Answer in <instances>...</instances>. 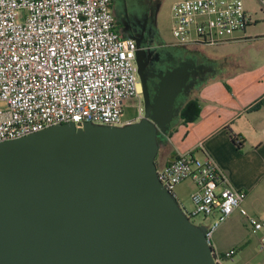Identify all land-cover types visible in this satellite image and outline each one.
<instances>
[{
    "label": "water",
    "instance_id": "1",
    "mask_svg": "<svg viewBox=\"0 0 264 264\" xmlns=\"http://www.w3.org/2000/svg\"><path fill=\"white\" fill-rule=\"evenodd\" d=\"M136 62L144 89L138 51ZM184 71L151 113L143 90L138 120L62 123L0 143V264H216L205 226L156 173Z\"/></svg>",
    "mask_w": 264,
    "mask_h": 264
},
{
    "label": "built area",
    "instance_id": "2",
    "mask_svg": "<svg viewBox=\"0 0 264 264\" xmlns=\"http://www.w3.org/2000/svg\"><path fill=\"white\" fill-rule=\"evenodd\" d=\"M264 11V0H256ZM111 0H0V143L46 127L73 122L120 126L143 116L133 39L114 27ZM171 34L181 45H218L250 23L243 0H176ZM138 99V115L124 122L126 99ZM162 185L190 180L193 211L212 220L204 236L214 263L233 261L234 248L219 250L213 233L238 211L252 234L264 221L242 206L246 191L234 188L216 161L180 153L156 169ZM264 251V235L259 238Z\"/></svg>",
    "mask_w": 264,
    "mask_h": 264
},
{
    "label": "crops",
    "instance_id": "3",
    "mask_svg": "<svg viewBox=\"0 0 264 264\" xmlns=\"http://www.w3.org/2000/svg\"><path fill=\"white\" fill-rule=\"evenodd\" d=\"M243 3L251 23L220 44L233 48L225 54L228 61L190 97L197 100L199 114L176 123L160 162L163 166L180 153L208 154L234 188L246 191L242 206L247 212L264 221V11ZM235 214L240 215L234 211L230 217Z\"/></svg>",
    "mask_w": 264,
    "mask_h": 264
},
{
    "label": "flooded vegetation",
    "instance_id": "4",
    "mask_svg": "<svg viewBox=\"0 0 264 264\" xmlns=\"http://www.w3.org/2000/svg\"><path fill=\"white\" fill-rule=\"evenodd\" d=\"M163 1L111 0L110 3L115 29L120 36L133 39L137 46L141 78L150 113L157 103L164 100L167 82L176 79L177 74L185 70L180 76L186 77L185 86L173 100L170 121L163 123L165 131L160 134V145L166 142V135L180 121V109L187 96L198 91L207 79L221 70V66L205 55L197 45L163 41L157 27V15ZM144 89L141 86L142 101Z\"/></svg>",
    "mask_w": 264,
    "mask_h": 264
},
{
    "label": "rangeland",
    "instance_id": "5",
    "mask_svg": "<svg viewBox=\"0 0 264 264\" xmlns=\"http://www.w3.org/2000/svg\"><path fill=\"white\" fill-rule=\"evenodd\" d=\"M176 0H164L163 4L157 15V27L161 38L166 43L174 42L171 34L172 18H171V6ZM248 4L252 7H258V2L253 0H247ZM203 50L204 54L214 59V62L218 65L224 66L228 59L225 58L227 52L233 51V48L223 45H198ZM237 51L241 52V48H237ZM214 58H213V57ZM195 92L190 93L187 98L194 95ZM142 101V95H140ZM138 99L132 97L126 99L123 103L122 120H133L138 115ZM143 105V101H142ZM179 122V121H178ZM166 142L161 144L158 151V159L156 164L161 166V158L165 154L167 149ZM156 156V157H157ZM158 162V163H157ZM194 189V185L190 180H184L173 189V194L178 203L183 207L184 211L192 212L194 207L190 194ZM196 225H205L212 220L211 217H206L201 213L191 216L190 219ZM264 232L259 230L256 234H252L245 222L242 215L235 214L222 222L213 233V242L223 248H234L236 254L233 261H227L225 264H264V251L259 248V237ZM225 249V250H226Z\"/></svg>",
    "mask_w": 264,
    "mask_h": 264
},
{
    "label": "trees",
    "instance_id": "6",
    "mask_svg": "<svg viewBox=\"0 0 264 264\" xmlns=\"http://www.w3.org/2000/svg\"><path fill=\"white\" fill-rule=\"evenodd\" d=\"M198 114H199V104H198L197 100L193 99V98H187L184 101V103L180 109V121H182L183 123L191 122L194 119H196ZM169 134H170V132L166 135V138ZM236 141L238 142V144H241V142L238 141L237 139H236ZM155 161H156V159H155Z\"/></svg>",
    "mask_w": 264,
    "mask_h": 264
}]
</instances>
